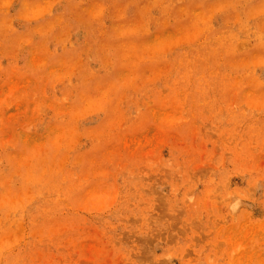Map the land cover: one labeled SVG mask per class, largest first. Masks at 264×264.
I'll use <instances>...</instances> for the list:
<instances>
[{"label": "rangeland", "instance_id": "obj_1", "mask_svg": "<svg viewBox=\"0 0 264 264\" xmlns=\"http://www.w3.org/2000/svg\"><path fill=\"white\" fill-rule=\"evenodd\" d=\"M0 264H264V0H0Z\"/></svg>", "mask_w": 264, "mask_h": 264}]
</instances>
